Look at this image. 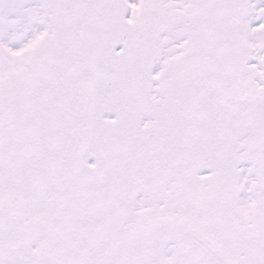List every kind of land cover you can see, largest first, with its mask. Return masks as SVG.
Masks as SVG:
<instances>
[{"label":"snow or ice","instance_id":"obj_1","mask_svg":"<svg viewBox=\"0 0 264 264\" xmlns=\"http://www.w3.org/2000/svg\"><path fill=\"white\" fill-rule=\"evenodd\" d=\"M0 264H264V0H0Z\"/></svg>","mask_w":264,"mask_h":264}]
</instances>
